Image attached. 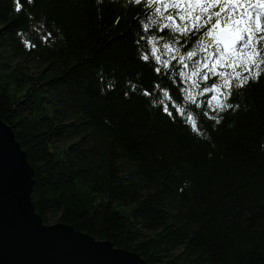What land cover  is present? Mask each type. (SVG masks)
<instances>
[{"label":"trees","instance_id":"1","mask_svg":"<svg viewBox=\"0 0 264 264\" xmlns=\"http://www.w3.org/2000/svg\"><path fill=\"white\" fill-rule=\"evenodd\" d=\"M160 3L0 0V118L33 206L149 264H174L178 245L193 264H264V71L213 111L203 89L219 78L184 75L205 56L198 34L176 36L181 56L197 52L184 68L151 23Z\"/></svg>","mask_w":264,"mask_h":264},{"label":"snow or ice","instance_id":"2","mask_svg":"<svg viewBox=\"0 0 264 264\" xmlns=\"http://www.w3.org/2000/svg\"><path fill=\"white\" fill-rule=\"evenodd\" d=\"M134 2L141 3L146 0H134ZM153 12L156 18L151 23L158 26L161 32L167 30L165 32L167 39L174 42L164 43L162 45L164 51L172 59L179 58L184 68H188L185 60L192 59L197 52L189 51L186 57L181 56L180 49L175 46L180 43L176 36L187 37L192 33L198 34L195 40L200 41L198 47L205 56L202 61L195 62L190 73L184 75L197 88L199 84L193 77L205 81L211 76L219 78L220 83L213 81L211 87L203 89L204 92L215 93L212 96V101H215L213 111L222 112L238 107L228 103L229 98L233 96V89H241L249 80L259 79L261 72L264 71L261 68V65H264V55H262L264 53V0H163V3L153 8ZM48 36H51V33H48ZM44 38L47 39V37ZM141 39L144 38L141 37ZM160 39L165 37L162 36ZM156 43L154 39L152 55L167 67L170 61L161 60V57L156 55L159 51ZM141 58L148 60L149 56L142 55ZM160 70V68L155 69L157 72ZM244 72L248 75H243ZM111 86L109 84V87ZM146 94L150 95V93ZM188 99L194 101L191 93ZM164 111L172 115L167 106ZM179 112L183 115L184 109H179ZM213 119L216 118L213 117ZM187 121L193 132L202 134L192 116H188ZM216 122L218 123L219 120L216 119Z\"/></svg>","mask_w":264,"mask_h":264},{"label":"water","instance_id":"3","mask_svg":"<svg viewBox=\"0 0 264 264\" xmlns=\"http://www.w3.org/2000/svg\"><path fill=\"white\" fill-rule=\"evenodd\" d=\"M32 188V167L0 118V264H149L70 225L44 223L33 206Z\"/></svg>","mask_w":264,"mask_h":264},{"label":"rangeland","instance_id":"4","mask_svg":"<svg viewBox=\"0 0 264 264\" xmlns=\"http://www.w3.org/2000/svg\"><path fill=\"white\" fill-rule=\"evenodd\" d=\"M171 254L173 260H176V256L178 257V259L174 262V264H193L195 262L194 259H192L185 252L182 253V247H180L179 245L178 247L172 249Z\"/></svg>","mask_w":264,"mask_h":264}]
</instances>
